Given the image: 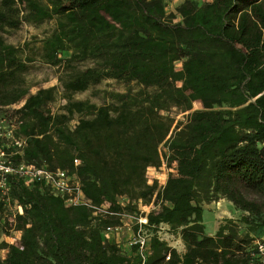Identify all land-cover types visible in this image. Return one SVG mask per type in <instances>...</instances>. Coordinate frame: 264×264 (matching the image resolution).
I'll use <instances>...</instances> for the list:
<instances>
[{
  "label": "trees",
  "instance_id": "16d2710c",
  "mask_svg": "<svg viewBox=\"0 0 264 264\" xmlns=\"http://www.w3.org/2000/svg\"><path fill=\"white\" fill-rule=\"evenodd\" d=\"M166 6L0 0V150L15 163L77 175L92 203H108L109 211L131 213L154 201L150 224L168 223L186 251L153 237L144 264H257L255 240L264 233V0H184L178 21ZM45 22L54 26L39 45L4 37L23 23ZM35 60L59 69V85L32 91L26 73ZM105 80L126 88L104 90L102 103L74 97ZM188 88L206 108L193 109ZM173 108L188 111L187 120L176 121ZM12 126L22 146L4 134ZM163 162L176 166L159 187L147 171ZM6 182L0 237H20L0 241L7 250L0 264H143L137 247L127 253L106 238V227L120 222L116 215L68 207L45 184L16 174ZM220 198L242 216L223 219L210 234L205 203ZM12 205L23 213L11 212Z\"/></svg>",
  "mask_w": 264,
  "mask_h": 264
},
{
  "label": "built area",
  "instance_id": "2783aa9c",
  "mask_svg": "<svg viewBox=\"0 0 264 264\" xmlns=\"http://www.w3.org/2000/svg\"><path fill=\"white\" fill-rule=\"evenodd\" d=\"M4 134L7 137L13 138V143L22 146L25 140L21 137H14V127L7 128ZM75 163L78 164L79 160L76 159ZM166 162H163L165 164ZM174 169L176 163L173 164ZM154 168V167H153ZM175 171V170H174ZM0 172L2 177L0 178V188L4 193L8 192V185L6 182V175L16 174L25 179L26 183H32L34 181L45 184L54 194L64 199L65 205L68 207L74 206H86L93 209V214L98 215L100 213H109L116 215L120 222L116 225H109L105 229V236L110 241H114L123 246L124 252H129L132 248L137 247V252L144 264L147 257L150 254V241L153 237H158L161 241L167 243L171 248L176 249L180 254L186 251V245L179 233H176L168 223L161 222L157 224H150L147 213L157 208L154 201L150 204H139L138 211L127 212H114L108 210V203L102 206H96L85 195L80 179L77 175L70 173L66 169L62 168H49L47 165H36L32 163H15L8 155L0 150ZM157 180V179H155ZM148 181L152 183L154 180ZM159 187L163 186L166 181L161 183L157 180ZM15 211L23 213L22 205H16ZM127 233L126 240L122 243L115 241L111 236L113 234ZM18 242V241H17ZM256 253L255 256L258 259L257 264H264V241H255ZM167 259H170V255H167Z\"/></svg>",
  "mask_w": 264,
  "mask_h": 264
},
{
  "label": "rangeland",
  "instance_id": "374dc122",
  "mask_svg": "<svg viewBox=\"0 0 264 264\" xmlns=\"http://www.w3.org/2000/svg\"><path fill=\"white\" fill-rule=\"evenodd\" d=\"M167 13L173 15V21H178L180 19V15L177 12V8L181 5L184 0H166ZM199 3H202L206 0H196ZM54 26V22H45L41 25H30L27 23H23L19 28L10 30L4 34L7 42L15 44V45H23L25 42H30L31 45H39L40 40L44 37V35L52 30ZM181 61L176 63V67L178 69L181 68ZM60 71L57 67H53L49 64L43 63L40 60H35L30 64V68L26 73L27 81L30 85H32V91L35 92L39 87H49L52 85H59L58 76ZM181 85V82H178ZM126 85L122 82L116 80H105L102 83L98 84L91 89L78 92L74 95L76 99H88L95 103H102L104 100L103 91L115 90V91H124ZM186 91L192 96L193 99V109L206 108L207 102L205 99L198 97L191 89H186ZM53 109L56 110L58 107L57 104L52 105ZM170 114L175 117L176 121H186L188 111H182L178 108H173L170 110ZM165 147H162V151H166ZM174 164V163H173ZM174 166L168 167L167 164H163L160 168L150 167L147 171L148 178L150 180L159 179L161 183L167 180V177L170 172H174ZM124 201V200H123ZM15 211V206H11V212ZM242 216V212L238 210L234 204L226 198H220L218 201H213L211 203H205V224L206 230L211 234L214 233L217 229L219 223L222 222L223 219L227 217H231L234 219H239ZM127 233H122L119 236L113 234L111 237L115 241L124 242ZM20 237L19 231H12L8 236H1L0 241H7L10 243H17ZM257 240L264 241V233L260 235ZM7 250H0V257L4 258L6 256Z\"/></svg>",
  "mask_w": 264,
  "mask_h": 264
},
{
  "label": "crops",
  "instance_id": "0c3cea01",
  "mask_svg": "<svg viewBox=\"0 0 264 264\" xmlns=\"http://www.w3.org/2000/svg\"><path fill=\"white\" fill-rule=\"evenodd\" d=\"M219 225H220V223L218 224L217 229L219 228ZM217 229H216V230H217ZM215 232H216V231H215ZM215 232H214V233H215ZM214 233L211 232V234H214Z\"/></svg>",
  "mask_w": 264,
  "mask_h": 264
}]
</instances>
